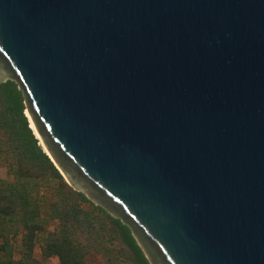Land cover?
<instances>
[{"label":"water","instance_id":"95a60500","mask_svg":"<svg viewBox=\"0 0 264 264\" xmlns=\"http://www.w3.org/2000/svg\"><path fill=\"white\" fill-rule=\"evenodd\" d=\"M7 78L149 264H264V0H0Z\"/></svg>","mask_w":264,"mask_h":264},{"label":"trees","instance_id":"16d2710c","mask_svg":"<svg viewBox=\"0 0 264 264\" xmlns=\"http://www.w3.org/2000/svg\"><path fill=\"white\" fill-rule=\"evenodd\" d=\"M26 110L17 83L8 78L0 83V158L13 177L0 179V264H36L30 258L32 240L46 222L40 217V188L51 190L49 218L59 222L41 248L44 257L57 256L59 264H87L88 255L96 253L106 264H149L126 225L65 181L29 128ZM20 227L27 232L23 259L15 261L9 236Z\"/></svg>","mask_w":264,"mask_h":264},{"label":"rangeland","instance_id":"374dc122","mask_svg":"<svg viewBox=\"0 0 264 264\" xmlns=\"http://www.w3.org/2000/svg\"><path fill=\"white\" fill-rule=\"evenodd\" d=\"M25 114H28V113L25 112ZM2 159L0 158V179H5L7 181H13V177L7 174V168L5 166L6 164H4ZM37 197L40 203L39 205L40 217H42V219H44L46 222L41 230L35 231V234L32 240L33 250H32L30 258L33 260V263H36V264H59V259L57 256L44 257L41 252V248L45 245L49 236L55 233V231L58 228V223H59L58 220L49 218V213H50L49 204H50V199H51V190L47 188H40L39 192L37 193ZM84 208L87 209L89 208V206L85 205ZM26 232L27 231L25 227H20V229H18L16 233L9 236V243L12 248V256H13V260L15 261H19L23 259V254H22L23 252L22 249H23V244H24L23 239H24V236L26 235ZM2 242L3 240L0 239V244H2ZM108 245L110 246L111 244H108ZM105 261L106 259L105 260L102 259V257L96 253L89 254L86 259L87 264H104Z\"/></svg>","mask_w":264,"mask_h":264},{"label":"bare ground","instance_id":"6f19581e","mask_svg":"<svg viewBox=\"0 0 264 264\" xmlns=\"http://www.w3.org/2000/svg\"><path fill=\"white\" fill-rule=\"evenodd\" d=\"M26 115H27V117H28V119H29V121H30V127H31V129L33 130L34 134L36 135V137H37L38 140L40 141V145L42 146L43 150H45L44 147H43V144H42L41 140L39 139V136H38V134H37V131H36L35 127H34V124H33L32 120L30 119V117H29L28 114H26Z\"/></svg>","mask_w":264,"mask_h":264}]
</instances>
